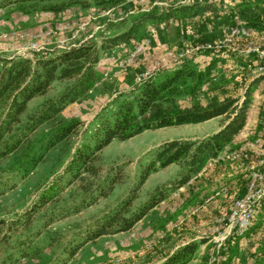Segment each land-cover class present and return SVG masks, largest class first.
I'll return each instance as SVG.
<instances>
[{"label":"trees","instance_id":"trees-1","mask_svg":"<svg viewBox=\"0 0 264 264\" xmlns=\"http://www.w3.org/2000/svg\"><path fill=\"white\" fill-rule=\"evenodd\" d=\"M25 1L46 4L40 11L53 14L75 6L113 9L127 2ZM255 4L262 5L264 0H255ZM37 6L34 5V10ZM217 10L210 0L154 8L108 23L107 29L116 32L101 34L100 39L94 36L68 51H35L31 57H0V165L12 163L11 169L0 170V198L35 172L51 151L59 149L61 160L70 156L63 175L42 190L21 215L0 217V264H70L86 245L106 236L131 232L161 203L198 176L209 161L228 149H238L233 146L248 124L253 87L264 75L249 85L242 98L212 97L206 105L180 104L184 98L199 97L205 89L215 92L224 87L214 83L219 64L225 63L220 57L211 60L204 69L187 62L162 79L147 81L111 113L100 115L91 140L76 147L75 140L83 123L76 119L64 124L59 121L67 108L96 89L100 82L98 66L105 54L121 46L136 45L150 25L158 29L174 21L188 23ZM52 91L55 93L50 95ZM37 97L44 100L31 110L30 103ZM213 119H220L216 133L202 139L170 141L151 151L141 178L129 194L100 218L76 227L69 240H65L62 231L53 229L55 224L79 216L108 198L124 181L121 167L111 177L104 174L99 163L100 153L114 140L126 141L149 130L196 125ZM49 124L57 127L45 139H37V132ZM172 165L181 167L179 179L158 187L146 202L136 206L139 191L148 178ZM206 242L202 239L187 243L162 264H188L196 259Z\"/></svg>","mask_w":264,"mask_h":264},{"label":"rangeland","instance_id":"rangeland-1","mask_svg":"<svg viewBox=\"0 0 264 264\" xmlns=\"http://www.w3.org/2000/svg\"><path fill=\"white\" fill-rule=\"evenodd\" d=\"M85 1L93 3L94 0ZM163 1L176 5L179 0ZM215 1L218 3V10L215 13L206 14L201 19L188 23L174 21L158 29L150 25L143 31L140 41L148 38L150 42L136 56L127 71H118L116 62L118 59H124L126 54L134 50L140 42L134 46H121L122 50H115L103 56L98 66L100 82L96 89L86 99L67 108L59 118L63 124L73 119L83 123L81 134L75 140V147L83 141L91 140L98 117L111 113L123 100L129 98L135 89L143 85L140 79H144L147 75L151 77V80L162 79L187 62L196 65L198 69H204L218 55L198 53L196 47L205 42L220 41L225 32L239 24L240 20L246 23L250 33L251 39L247 42L252 41L264 49V11L252 7L245 13H241L236 8L235 0ZM34 5H38L37 10H34ZM44 5L46 4H38L37 1L0 0V9L4 10V15L0 18V31L19 30L27 35L26 40L4 41L0 38V57L11 58L16 52V47L26 44L29 40L39 42L45 48L56 47L61 38L46 36L47 30H45L56 21L74 19L86 23L89 30L87 35H90L95 27L107 24L109 19L107 15L96 13L102 10L101 8L94 7L96 11L94 12L92 8L83 9L80 6L72 7L58 15L45 17L47 12L40 11ZM128 6V2L121 3L113 11L125 13L131 9ZM114 32H116L114 29H107L105 33L98 31L93 36L100 39L101 34L111 35ZM69 36V34L63 35L62 39H67ZM242 49L246 50V45ZM169 52L173 53V56L166 58ZM27 54L31 57V54ZM225 61L228 63L219 64L214 79V83L224 85L223 88L215 92L205 89L199 97L184 98L180 104L182 106H190L194 103L206 105L212 97L242 98L246 89L255 80L251 70L244 68L243 65L249 62L255 65L264 63V59L253 54L248 55L245 51L242 55L233 53ZM103 67H105L104 70ZM105 73H109V77H106ZM253 89L255 94L249 125H258L257 114L261 116L259 124L264 125V88L259 91L254 86ZM54 93L55 91H52L50 95ZM43 100L44 98L37 97L30 103L29 108L36 109ZM56 127L57 124L44 126L37 132L36 138L45 139ZM262 127L259 128L261 132L264 131ZM219 129L220 119H213L196 125L149 130L126 141L114 140L100 153L99 163L104 169V174H109L111 177L117 174V167H121L124 181L115 187L108 198L101 199L97 205L79 216L55 224L53 229L62 231L65 240H69L76 227L85 226L100 218L129 194L141 178L151 151L174 140L202 139L216 133ZM261 139L264 140L263 137ZM234 151L239 150H230L225 157L220 156L217 161L208 163L188 185L173 193L131 232L106 236L86 245L70 264H157L167 258L173 249L190 243L197 237L207 240L208 244H204L197 253L196 259L188 264H220L218 260L220 255L230 253L232 250L230 246L232 238L228 239L222 248H218L214 241V238L218 237L224 229L225 215H229L235 203L249 192L252 183L259 186L264 184V179H259L260 176L264 178V147L258 155L251 151L238 152V154ZM69 158L70 156H64L61 160L59 149L51 151L45 162L39 165L35 172L20 182L16 189L0 198V217L13 218L21 215L33 204L42 190L54 179L63 175ZM225 164L232 167L234 177H241L237 179V183L236 179H214L215 175H212V178L205 177L209 170L223 167ZM11 167V162L4 163L0 165V170H9ZM113 167L115 170H111ZM181 172L180 166L172 165L151 175L139 191L136 206L146 202L158 187L179 179ZM231 180L232 183L224 185ZM210 185L217 188L216 192L205 193ZM212 194L215 199L213 202L206 203L207 198ZM263 210L264 208L258 210L254 223Z\"/></svg>","mask_w":264,"mask_h":264},{"label":"built area","instance_id":"built-area-1","mask_svg":"<svg viewBox=\"0 0 264 264\" xmlns=\"http://www.w3.org/2000/svg\"><path fill=\"white\" fill-rule=\"evenodd\" d=\"M197 1L201 0H179L176 5H191ZM130 10L123 13H116L113 9H102L95 11L93 7L92 10L96 13H100L99 15H107L109 19L108 23H117L119 21L124 20L126 17L138 13V12H148L156 7H170L171 5L166 3L163 0H127ZM210 2L216 3L215 0H210ZM141 7L140 9H138ZM4 15V10L0 9V18ZM53 15L52 13H46L45 17ZM99 25L95 27L94 31L87 35L89 32L88 24L78 22L74 19H64L62 21H57V23L52 27L50 26L47 30L46 36H58L61 38V41L56 47L49 49L45 48L36 41H28L26 44L22 46L16 47V52L11 58L14 57H28V54H32L35 51H68L72 48L78 47L93 38L95 32L105 33L106 26L108 25ZM152 32V31H151ZM69 34V38L62 39L63 35ZM26 33H23L19 30H10L6 32L0 33V38L4 41H16V40H26ZM250 33L247 30V25L243 21H239V24L236 26L230 27L226 32L223 38L220 41L209 43L205 42L202 45L196 47V51L198 53H213L217 54L218 57L222 59L230 58L231 54L242 55L245 51L248 55H257L261 59H264V49L260 45L255 44L250 41ZM149 39H145L140 44L137 45L134 50L130 51L126 54L124 59H118L116 62L117 70L120 72L127 71L129 69L130 64L134 61L136 56L144 49V47L149 43ZM246 50H243L242 47H245ZM173 56V53L169 52L168 57ZM164 60V59H163ZM165 61V60H164ZM244 68H248L251 70L252 74L255 78H258L264 75V63L255 65L252 62L246 63L243 65ZM106 77H109V73H105ZM148 75L144 77V79H140L141 83L144 84L147 81H151ZM227 151V150H226ZM222 153L220 156L225 157L229 153V151ZM240 152V151H238ZM238 152L234 151V153L238 154ZM242 153V152H240ZM217 159H213L209 161V163H213L217 161ZM259 179H264L263 177H259ZM260 208H264V184L262 183L260 186L256 185V183H252L250 186L249 192L241 199H239L236 203L232 211L229 215H225L224 217V229L221 230L218 237L214 238L215 243L218 248L224 247V243L230 238H238L244 237L249 229L252 227L254 223L255 216Z\"/></svg>","mask_w":264,"mask_h":264},{"label":"crops","instance_id":"crops-1","mask_svg":"<svg viewBox=\"0 0 264 264\" xmlns=\"http://www.w3.org/2000/svg\"><path fill=\"white\" fill-rule=\"evenodd\" d=\"M235 1H236V8L239 9L241 13H245L249 8H252V7H257V8H260L261 11H264V4L257 5L255 4V0H235ZM215 4L216 6L218 5V3H215ZM244 9H246V11ZM56 22L52 24L51 26L53 27L56 24ZM49 27L50 26H47L45 30H48ZM0 32L2 33L3 31H0ZM116 50H122V47ZM106 68L109 69L108 67ZM104 69L105 67H103V70ZM255 87L259 91L260 89L264 88V79H261L257 84H255ZM260 118L261 116L259 117V114H257V117H256L257 122H258V123L256 122L258 124L257 126L256 125L250 126L249 120H248L247 126L242 131L241 135L237 138L233 146L234 148L235 147L238 148L235 150L237 151L239 150L242 153L251 151L258 155V153L261 151V148L264 147V140L261 139L262 137L264 138V131L261 132L259 130V128L261 126L264 127V125L259 124ZM231 149H228L227 151H230ZM229 167L231 166H228L225 164L223 167L211 169L208 171V173H206L205 177L210 176V178H212L215 175L214 179H236L235 182L237 183L238 182L237 179H240L241 177H238V176L234 177L233 169L232 167L229 169ZM217 172H218V175H216ZM232 182H233L232 180L228 181L224 185L227 186V184H230ZM216 189H217L216 187H213V186L211 187L210 185V187L206 189L207 191L205 193H208V192L214 193L216 192L215 191ZM214 199L215 198L212 194L207 198L206 203L213 202ZM200 240H202V238L197 237V238L192 239L191 242L200 241ZM230 241H231L230 246H232L231 248L232 250L230 251V253L226 252V254L224 253L223 255L222 254L220 255L218 259L220 264H264V210L261 212V214L258 215L257 221L252 225V227L249 229V231L244 237L232 238ZM206 244H208V241L205 243V245ZM183 245L173 249L168 256H170L173 252H175L177 249H179ZM164 260H162L161 262H158L157 264H162Z\"/></svg>","mask_w":264,"mask_h":264}]
</instances>
